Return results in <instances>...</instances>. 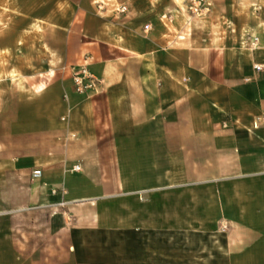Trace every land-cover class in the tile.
<instances>
[{"label":"crops","instance_id":"0c3cea01","mask_svg":"<svg viewBox=\"0 0 264 264\" xmlns=\"http://www.w3.org/2000/svg\"><path fill=\"white\" fill-rule=\"evenodd\" d=\"M263 115L264 0H0V264H264Z\"/></svg>","mask_w":264,"mask_h":264},{"label":"built area","instance_id":"2783aa9c","mask_svg":"<svg viewBox=\"0 0 264 264\" xmlns=\"http://www.w3.org/2000/svg\"><path fill=\"white\" fill-rule=\"evenodd\" d=\"M213 0H186V12L188 14L189 19H201L205 17L212 7ZM120 11H124V7H120ZM151 29L150 25H144L143 30L145 33L149 32ZM258 43L257 37H252L250 39V45L253 49ZM262 69V65H254L255 71H260ZM73 81V89L75 93L79 95H86L94 86L95 78L90 73L85 65L81 66L78 70H76L72 76ZM257 123L264 125V115L257 119ZM256 127V124H255ZM78 170V167L74 168ZM41 176L40 170H33L31 172L32 179H38Z\"/></svg>","mask_w":264,"mask_h":264},{"label":"rangeland","instance_id":"374dc122","mask_svg":"<svg viewBox=\"0 0 264 264\" xmlns=\"http://www.w3.org/2000/svg\"><path fill=\"white\" fill-rule=\"evenodd\" d=\"M3 137H4V131L0 129V144L3 141Z\"/></svg>","mask_w":264,"mask_h":264}]
</instances>
